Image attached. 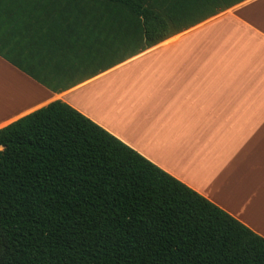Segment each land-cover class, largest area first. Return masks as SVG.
I'll list each match as a JSON object with an SVG mask.
<instances>
[{
    "label": "trees",
    "instance_id": "trees-1",
    "mask_svg": "<svg viewBox=\"0 0 264 264\" xmlns=\"http://www.w3.org/2000/svg\"><path fill=\"white\" fill-rule=\"evenodd\" d=\"M244 0H0V57L67 90ZM0 264H264V239L69 105L0 128Z\"/></svg>",
    "mask_w": 264,
    "mask_h": 264
},
{
    "label": "crops",
    "instance_id": "crops-1",
    "mask_svg": "<svg viewBox=\"0 0 264 264\" xmlns=\"http://www.w3.org/2000/svg\"><path fill=\"white\" fill-rule=\"evenodd\" d=\"M0 69V128L60 100L264 239V0L64 91Z\"/></svg>",
    "mask_w": 264,
    "mask_h": 264
},
{
    "label": "rangeland",
    "instance_id": "rangeland-1",
    "mask_svg": "<svg viewBox=\"0 0 264 264\" xmlns=\"http://www.w3.org/2000/svg\"><path fill=\"white\" fill-rule=\"evenodd\" d=\"M7 78L8 77L6 76V73L4 74L2 72V69H0V83H8V82L12 81V78L10 80Z\"/></svg>",
    "mask_w": 264,
    "mask_h": 264
}]
</instances>
